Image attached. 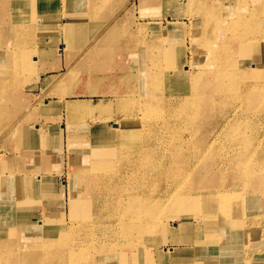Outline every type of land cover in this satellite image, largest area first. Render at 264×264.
Listing matches in <instances>:
<instances>
[{"label": "bare ground", "instance_id": "bare-ground-1", "mask_svg": "<svg viewBox=\"0 0 264 264\" xmlns=\"http://www.w3.org/2000/svg\"><path fill=\"white\" fill-rule=\"evenodd\" d=\"M30 1L1 0L0 44L12 41L13 57L7 59L0 51V73L14 71L18 55L27 57L30 51H42L53 43L54 29L62 31L64 48L71 45L72 49L82 35L71 29L73 21L59 20L56 28L40 25L51 30L43 33L52 34L46 35L52 41L30 35V26L38 22L20 20ZM86 1L84 14L98 17L104 12L107 0ZM191 2L193 11L186 9L182 16L192 15V29L185 33L193 43V64L178 62L182 56L174 50L176 45L167 47L178 43L169 29L143 47L149 55L141 54L133 63L137 74L117 68L114 59L108 66L107 71H115L119 78L123 75L125 95L104 114L115 121V128L95 138L89 128H79L80 135L89 138L77 154H83L85 169L67 177L74 195L68 204L70 225L63 213L54 222L37 226L42 222H31L30 213L17 212L28 198L43 207L47 202L34 198V190L36 196L38 192L34 175L20 177L15 172L8 177L9 170L0 168V264H50L47 252L41 259L35 255L53 249L60 264H264V0ZM50 3L47 9L55 13L62 9V0ZM12 10L22 24L11 25ZM53 15L48 20L58 18ZM120 16L82 46L68 73L83 64L98 68L85 63L100 50ZM36 21L42 24L43 19L38 16ZM173 21L169 26L179 25ZM172 53L176 61L170 62ZM16 86L0 81V115L17 114L10 110L20 95ZM139 91L144 94V112L133 107L139 98L134 93ZM15 124L6 134H18ZM45 128L46 123L40 122L21 136L25 148L21 158L48 148ZM74 128H67L69 137ZM19 188L30 197L20 196ZM196 213L199 219L190 221Z\"/></svg>", "mask_w": 264, "mask_h": 264}, {"label": "rangeland", "instance_id": "rangeland-1", "mask_svg": "<svg viewBox=\"0 0 264 264\" xmlns=\"http://www.w3.org/2000/svg\"><path fill=\"white\" fill-rule=\"evenodd\" d=\"M66 1L67 0H62L61 4H63ZM137 1H139V4L137 6H135V4L132 2L131 7H129V10L125 14L127 15V18L126 20H124V22H122V20H119L120 18H118L115 26L113 27L110 26L109 29L113 30V32H111L110 36L106 39V41H104V44L101 46L100 50L94 51L93 52L94 54L92 53L91 57H89L88 61L85 63L89 65L98 66L97 69L96 68L88 69L86 68V65L84 66L83 64L82 67L80 66L78 68L79 70H74V71L72 70L69 73L66 71L64 75H61L51 85H49V87L45 88L41 92L35 91V89H32L27 84H24L20 78L22 77L23 74H20V76L18 77L15 73V70L0 73V81L7 80L8 82L11 81L17 83L18 86H16L15 89L20 90V95H16L13 104L10 106V110L11 111L17 110V114L9 115V116L0 115V121L2 122V124H0V150H1L0 152L2 154V157L0 158V168L3 167L9 170L6 172L7 174L5 173V175L11 177L15 172L20 173V177L23 175L25 176L34 175L35 176L34 178H36L38 182L42 174L49 173L51 171H55L57 175L59 174L61 176V173L59 172L62 171L57 170L58 168L55 162L54 161L48 162L50 157L45 156V152H48L50 146H48V148L46 149H42L43 151L41 150L38 153L31 151V153L28 154L27 157L24 158L20 157L21 150L25 149L23 147L24 144H23V140L21 139V136L23 135L24 137V135L26 134L28 135L30 132L28 130L32 128L34 124L40 122L46 123V128L44 130L45 133H43L45 136L49 137L50 133H52L53 137L57 135L58 139H61L62 137L59 134L60 132L61 134L62 131L64 130H66L67 132V128L69 126L70 128L72 126H75V128L70 131V137L69 136L67 137L68 139L67 147L63 150L61 142L54 139L55 141L51 143V152H53L51 154H55V152H57L59 153V155H65V156L71 154L76 155L75 167L68 170V172L66 173V178L70 176V174L76 175L77 173L85 169V167L81 166L83 162V157H82L83 154L79 157L77 154L78 151L81 149L80 147L83 145L85 141L88 140V138L86 136L80 135L83 130L79 128L81 126L89 128V135H93V137L94 136L96 137L98 133L99 134L103 133L105 130L108 129L112 130L113 127L115 128L114 126L115 121L112 119H107L104 116V114L108 107H112L111 104L113 103L116 104L121 101L123 95H125V93H122L121 90L123 89L124 86H126V84L123 75L120 76L121 78H119L116 75L115 71L114 72L107 71V68L111 64L112 59H114L113 62L116 61L118 63L117 68L119 67V69L121 68V70L129 71L128 72L129 74H133L135 71H137V66L135 65L133 66V63L136 62L137 59H139L141 54L143 57L145 56L144 54L146 53L149 55L147 51L145 52L142 49L147 42L155 40L154 35L148 33L147 30L144 28V23L147 22L150 23L149 29H155L158 26H160L161 33L157 36V38H159L162 34H165L167 30L172 29L173 32L171 33H173L174 35L173 39L178 43H170V44L168 43L167 47L170 48L171 45L177 46V49L174 50L178 51V55L181 54L182 56L180 57L181 61L177 60L178 62H181V64L189 62V64L191 65L195 62L194 60L196 55H193L192 53L193 43L192 40L190 39L191 37L185 33L186 31L189 32L192 29L190 27V22H189L190 20L189 18H191L192 15L182 16L185 15L184 11L186 9L193 11V4L191 0H155V2H159L160 7H163L164 15H161L160 18H157L156 16L157 13H153L149 10L150 7H153L152 3L150 2L152 0H137ZM30 2L33 3L32 9L30 11L26 10L23 12V14H21L22 17H24L20 19L22 23L27 22L28 18H30L32 22L35 19V22H38V24H40V21H36V18L38 16H40L41 19H43V22H41L43 24L54 25L57 23L56 22L57 20H59L60 22V17H62V12L59 11L58 13L57 12L55 13L54 10L47 9V5H48L47 3L48 2L52 3V0L51 1L36 0L35 2L31 0ZM30 2L26 5L27 9L28 6L31 4ZM71 2L79 4L80 9L78 8V10H80V12L83 13L82 8L85 5V2H87L86 0L67 1V3H71ZM172 6H174L175 10H177L175 14H169V10H168L169 8L167 7H172ZM120 12L122 13V10ZM102 14H100L98 17H93L92 15L84 14V19L82 22L73 21L71 25V29L76 32L78 31L80 32V34H82L81 36H79L78 41L83 45H79V42H77V38H76V43L78 45L74 42L75 45H73L72 49H71L72 47L71 45L69 48H64V44L66 42L64 36L62 35L63 42H62V47H60V50L63 49L62 57L64 63L68 65L67 69H69L72 66L73 64L72 62L75 60V57L83 52L84 49H82L83 48L82 46L84 47L88 46V44L93 39L94 35H96L100 30H103V28L106 27L107 24L113 18H115V17H113L112 19L109 18L107 21H105L107 17L101 16ZM51 15H53V17L58 16V18L57 19L54 18L56 20H48V18H50L49 16ZM93 19H100L101 21L94 20V22H92ZM175 19L178 20L177 24L179 25H173L172 27L169 26V22H174L173 20ZM18 21L19 20L15 21V23L22 24L21 21L20 22ZM155 21L160 22L158 23L159 25L158 24L153 25V22ZM183 24L185 25L186 29H184ZM15 29L20 30V28H15ZM58 43L59 42H57L55 45H57ZM12 46H13L12 41H5L3 42V44H0V51L2 53L1 55L4 54L5 58L7 59L12 58L13 57V56L11 57L12 51L10 52V48ZM179 47H181L180 50ZM182 59L185 60V62H183ZM168 61L170 62L176 61V57L173 53L170 58L168 57ZM1 62L2 61H0V65L2 64ZM7 62L8 60L5 61V64ZM69 63L71 64L69 65ZM8 64L9 63H7L6 65ZM223 66L224 65L218 64L217 67L222 68ZM103 69H105V71H103ZM173 73L174 72H172V75ZM171 78H173V76ZM134 94L133 97H139V98L138 100L134 101L133 104L136 105H133V107L135 106L137 109H139L137 110L138 112H142V111L144 112L145 102L141 98L144 94H142L140 91L135 92ZM37 100L38 101L40 100L41 103L37 104L36 103ZM101 100H104L103 104H100ZM32 101H34L35 103ZM43 102H47V104H43ZM99 105H103V106L99 107ZM131 110H134V108H131ZM72 119L78 120V122L75 123L76 125L75 124L72 125L73 124ZM69 121L72 122V124H70ZM14 123H16L14 125V129H16L18 134L10 136L9 134H6V132L9 130L10 126ZM101 126H103V128L106 126V128L101 131L100 130ZM77 134L78 137L76 136ZM30 143H33V139L30 141ZM59 146H61V148ZM56 150H58L59 152ZM34 154L40 156V161L42 160L41 169H40L41 173L35 171L33 172L30 167V163H31L30 160L32 159V155ZM87 176L91 178L93 176V173H88ZM45 177L46 175L40 179V182L47 180V178ZM61 179L64 180L63 177ZM61 179L58 180L59 183ZM64 184L65 183H61V185ZM35 187L36 186H34V189ZM18 191L20 196L22 197L26 194V192L22 188H19ZM15 197L17 198L18 196ZM31 199L32 198H28L29 202H27V204L31 202ZM73 200H74V195L70 194L69 200L67 201L65 208L63 210V216L67 222L66 224L68 225H70L71 222L73 221L72 219L68 218L69 216L68 204ZM246 206L248 207V200L246 201ZM21 209L22 208L18 209L17 212L22 211ZM45 212H46V208L42 206L41 214H43V218L39 220L42 223L38 224L36 222L37 226L51 222L48 220V218L45 217L44 215ZM194 215L195 217L191 218L190 221H197L199 219V215L197 213ZM146 217L148 216H144V220H146ZM169 220L170 219H167L168 222ZM54 221L55 219L52 222ZM174 227L175 225H172V228ZM143 245L145 246V244ZM41 252L42 251L36 252L37 254L35 255V259H41L44 256L46 257V254L48 253L49 255H51V257L53 256L51 258L47 254L48 257L46 258L51 259L50 264H60V260H58L59 254H57V252L56 253H52L50 251H44L42 253ZM55 260H57L58 262Z\"/></svg>", "mask_w": 264, "mask_h": 264}, {"label": "crops", "instance_id": "crops-1", "mask_svg": "<svg viewBox=\"0 0 264 264\" xmlns=\"http://www.w3.org/2000/svg\"><path fill=\"white\" fill-rule=\"evenodd\" d=\"M15 1H17V0H14V2ZM67 1L64 2L63 4H59V7H62V9L59 10L62 12V17H60L61 23L63 21H79V22H82L84 19V14L82 12H80V10H78L79 4L73 3V2L67 3ZM4 2H6V0H4ZM132 2L135 4V6H137L139 4V1H137V0L136 1H133V0H107L105 6L103 8L105 10L101 16H106L107 19L105 21H107L109 18L112 19L113 17H115L116 14H121L119 20H122V22H124V20H126V18H127V15H125V14L129 10V7H131ZM150 2L152 3L153 7H150L149 10L153 13H157V15H156L157 18H160L161 15H164L163 7L159 6V2H155V0H152ZM0 4H1V0H0ZM4 5H6V4L4 3ZM32 6H33V3H31L28 6L29 9H27V10L30 11L32 9ZM167 8H169L168 9L169 14H175V12L177 11L174 9V6L167 7ZM11 9H13V7H11ZM121 10H122V13L120 12ZM11 13H12V15L10 16L9 21H10L11 25H13V24L16 25L15 21L18 20V17L16 15H18V14L16 12H14L13 10L11 11ZM86 17H88V16H86ZM93 17H95V15ZM94 20L101 21L100 19H93L92 22H94ZM102 20H104V19H102ZM158 23H160V22L155 21V22H153V25L158 24ZM149 24H150L149 22L144 23V28L147 30L148 33H151L154 35V37H157L161 33L160 26H158L155 29H149ZM40 25L44 26V27L54 26V28H56L55 27L56 24H54V25L53 24H45L44 25L42 23V24H39V26H38V24H37V26L35 24H33V27L30 26V35L34 36L35 38L37 36L39 37L40 35H44V39H46L47 42L52 41L51 39H49V37H51L52 34H50V33L44 34L43 33V31L44 32H51V30L45 31ZM54 30H53V32L57 33V34H55V35H57L56 36L57 39L54 38L53 43H50V45L48 47H46L42 51H39L41 49L36 50L35 52L30 51L29 56L24 57V58L18 55V57H16L13 61L12 66L15 68L16 75L19 77L20 74H23L22 77H20L22 82L24 84H27L30 88L35 89V91L41 92L45 88L49 87V85H51L56 79H58L61 75H64V73L66 72L67 66H68V65H66V63H64V60L62 57L63 53H61V54L56 53V51H58V49H59V51L63 50V49L60 50L61 44L63 42L62 31H58V30L54 31ZM46 35H48L49 37H46ZM56 42H59V43L57 45H55ZM35 56H36V58H35ZM73 62L75 63V60ZM70 64L71 63H69V65ZM53 67H54V69H53ZM39 75H41V77H39ZM61 136H62L61 139H58L57 135L53 137L52 133H50L49 140L48 141L46 140L50 147L48 149V152L45 153L46 156L50 157L48 162L54 161L57 168H58L57 170L62 171V172H59V173H61V176L59 174L57 175V173H55V171H51L49 173L42 174L40 179L46 175L45 178H47V180L40 182V179H39L38 186L35 187V189L38 191L37 192L38 197L35 195V190H34L35 200L37 199L39 202H42V201L47 202L46 206H45L46 212L44 215L51 222L56 218L57 215H60L63 213L65 205L69 199V195L71 193H70L69 186L66 182V180H67L66 173L68 172V170L75 167V162H76V155L71 154V155L65 156V155H59V153H57V152H55V154H51V153H53V152H51V143L55 141L54 139L61 142L63 150L67 147V141H68L67 136L68 135H67L66 130L62 131ZM59 147L61 148V146H59ZM56 151H58V150H56ZM30 161H31L30 167H31L32 171L33 172L34 171L40 172L41 171L40 170L41 169V162H42V160L40 161V156H38L37 154H34V155H32V159ZM72 173H74V172H72ZM62 177L64 178V180L61 179ZM60 179H61V181L59 183L58 180H60ZM15 180H16V178L13 180L14 181L13 189L16 192V190L18 188H17V184H16ZM61 183H65V184L61 185ZM26 195L28 197H30V194L28 193V191H27ZM14 199H16V198H14ZM61 202H62V204H60ZM13 204L15 205V203H13ZM21 210H22V212H20V214L21 213L24 215L29 214V213L31 214V216H32L31 222L36 223L37 221H39L43 218V214H41L42 206L40 205V203H35L32 201L28 204H25ZM19 227H20V225H18V228ZM29 237L33 238V237H35V235L29 236ZM167 242L170 243L169 240H167Z\"/></svg>", "mask_w": 264, "mask_h": 264}]
</instances>
